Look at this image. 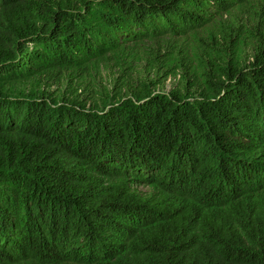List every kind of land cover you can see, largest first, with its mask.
I'll return each instance as SVG.
<instances>
[{
    "label": "trees",
    "instance_id": "16d2710c",
    "mask_svg": "<svg viewBox=\"0 0 264 264\" xmlns=\"http://www.w3.org/2000/svg\"><path fill=\"white\" fill-rule=\"evenodd\" d=\"M252 0H0V264H264V42L206 94L17 89Z\"/></svg>",
    "mask_w": 264,
    "mask_h": 264
},
{
    "label": "rangeland",
    "instance_id": "374dc122",
    "mask_svg": "<svg viewBox=\"0 0 264 264\" xmlns=\"http://www.w3.org/2000/svg\"><path fill=\"white\" fill-rule=\"evenodd\" d=\"M263 42L264 0H252L204 28L132 42L115 62L85 73L35 76L18 83L17 89L46 90L52 97L78 100L87 107L103 105L118 95L131 96L144 87L191 98L206 94V79L227 65H248Z\"/></svg>",
    "mask_w": 264,
    "mask_h": 264
}]
</instances>
